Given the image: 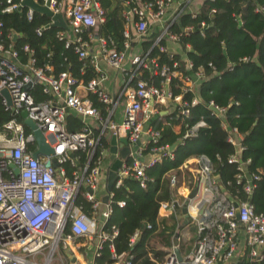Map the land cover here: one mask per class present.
Wrapping results in <instances>:
<instances>
[{"label": "built area", "instance_id": "1", "mask_svg": "<svg viewBox=\"0 0 264 264\" xmlns=\"http://www.w3.org/2000/svg\"><path fill=\"white\" fill-rule=\"evenodd\" d=\"M3 1L5 5L1 12L20 10L21 0ZM33 1L46 6L52 14L60 13L63 20H67L72 38H65L62 31L57 37L65 40V46L73 44L78 59L88 58L93 62L94 56L88 52V42L94 40L104 62L119 70L123 69V62L131 46L128 28L132 27L136 38L142 40L149 35L151 27L157 25L155 27L158 28L149 48L128 56L132 68L122 92V118L116 122L111 119V114L117 102L99 89L100 78L97 75L90 79L84 88L86 92L95 95L99 103L109 107L103 120L90 99L75 91V80L68 73L62 72L52 76L45 73L49 70L48 66L44 69L35 67L31 57L32 50L27 44L19 48L27 53L25 61L22 62L19 49L12 43L18 35L12 31L2 35L0 23V92L5 90L9 98L7 104L0 95L1 106L4 111L22 112L24 119L32 120L52 149L50 156L37 154L33 157L36 146L29 130L25 132L23 126L14 119L0 125V264H77L76 247L71 240L73 235L84 238L86 245L95 242L92 264H97L95 258L101 244L110 241L116 234L115 229H112L111 233L102 230L111 212L110 192L105 204L94 197L104 157L103 147L98 143L99 138L108 132L114 136H124L128 143L134 144L140 141L143 135L147 136L148 160H137L142 157V146L139 143L133 160L130 163L122 162L113 184L118 186L123 178H132L137 181L139 187L145 188L151 181L145 174V168L160 163L163 158L173 159L172 151L168 150L169 146L157 144L160 134L159 130L153 127L152 121L160 120L163 124L166 123L163 116L172 112L163 113L167 103L175 105L179 117L186 118L188 106L199 101L195 96L187 102L182 101L181 94L171 95V79H179L181 93L194 92L203 74L201 69H197L192 75L180 73L176 70V61H172L170 66L162 65L158 68L157 57L149 56V50L155 47L160 53L167 52L171 59L172 53L161 42H176L181 34L187 35L191 30V26H185L179 32L171 30V25L183 12L178 6L172 8L174 0H125L121 49L117 48L111 38L99 35L94 37L92 34V31L105 21L100 0ZM254 10L263 11V7H256ZM24 11L25 19L30 21L35 12L30 8H24ZM210 12L213 13L214 9ZM49 23L50 21L47 24ZM42 28L44 27H37L35 32L39 34ZM83 31L87 32L85 36ZM185 68H191L190 61L185 60ZM142 70H148L151 75H159V85L141 78ZM35 83L42 86L41 91L48 95V99L34 102L27 87ZM206 106L211 114L216 116H222L224 113V108L214 105L211 101L206 103ZM70 111L82 118V125L78 130L69 131L65 126V117ZM86 119L97 123L96 134L91 124L84 122ZM176 127V133H179V126ZM205 127L206 122L199 117L192 125H185L177 142L182 143L186 138L194 136L199 128ZM222 128L227 132L226 142L232 147L226 162L234 165V181L241 185L246 197L236 199L221 189L216 168L205 155L187 157L177 167L178 173L176 170H170L166 174L171 197L169 201L160 203L158 209L168 216L177 214L178 209L182 207L187 224L194 229V240L186 255L179 254L180 260L176 258L172 245L160 261L150 257L153 264H243L244 257L254 262L264 260V211L255 212L249 201L259 174H249L246 169L249 158L241 159V152L244 150L242 135L235 128L229 129L225 123ZM30 144L35 146L33 151L28 148ZM77 151L85 152V160L80 166L77 157L73 156ZM51 159H54L56 167L50 164ZM66 163L77 167L70 176L65 171ZM191 165H194V168H191ZM15 169L17 173L14 172ZM181 184L185 187V192L182 200H179L175 190ZM80 189H83L82 196L91 203L90 216H87L79 205L74 204V198ZM193 189L195 192L189 197ZM117 204L120 207L124 203L119 201ZM101 205L104 207L97 214ZM67 223L70 234H63ZM147 227L149 228V225ZM137 235V231L131 235L130 245L134 243ZM59 242L66 252V258L53 255ZM109 248L111 264H131V256L126 259L123 254L116 255L110 243ZM37 255L43 257L42 263L35 261Z\"/></svg>", "mask_w": 264, "mask_h": 264}, {"label": "trees", "instance_id": "2", "mask_svg": "<svg viewBox=\"0 0 264 264\" xmlns=\"http://www.w3.org/2000/svg\"><path fill=\"white\" fill-rule=\"evenodd\" d=\"M124 1L100 0L105 21L92 31L95 36L114 40L118 49L122 48ZM4 5V1L0 0L2 35L11 31L16 33L18 37L12 41L14 47L19 49L27 44L32 50L31 57L34 59L35 67L44 69L48 66L49 70L45 73L52 76L62 72L68 73L76 83L85 84L96 76L88 58L78 59L73 44L65 46V40L58 39V29L45 28L49 22L47 16L35 12L32 19L27 21L24 8L4 13L1 12ZM256 7H263V11H255ZM211 9H214L213 13L210 12ZM237 17L240 25L237 23ZM40 26L44 28L37 34L35 29ZM185 26H191V30L187 35L181 34L176 43L181 47L186 60L191 62L190 69L185 68V61L178 54H171L169 59L167 52L160 53L154 47L149 50V56L157 57L158 68L162 65L170 66L172 61H176V70L180 73L192 75L197 69H201L203 77L198 81L194 92L181 93L179 89L181 82L177 77L172 78L169 85L171 95L181 94L182 101L190 102L193 96L199 101L188 106L186 118L179 117L175 107L171 114L163 116L165 124L160 120L152 121L153 127L158 129L160 134L157 144L167 146L176 144L172 150L173 159L163 158L160 163L145 168V174L151 178L145 188L139 187L137 181L132 178H123L120 185L112 186L111 212L102 230L111 233L112 229H115L116 234L110 241L101 244L95 258L97 264L112 263L109 243L116 255L123 254L126 259L131 256V264H153L150 257L157 261L162 259L165 252L158 249L157 244L165 247L171 245L172 238L176 237L177 219L174 215H170L168 221L164 218L158 219L157 210L160 203L169 201L171 197L166 174L170 170H176L187 157L205 155L216 168L221 189L236 199L246 197L241 185L234 181V165L226 162L232 147L225 140L227 132L222 128L223 123L229 129L235 128L242 135L241 143L244 150L241 152V159L249 158L250 161L246 165L249 174H259L249 201L255 212L264 211V0H204L193 17L182 12L170 28L174 32H179ZM86 33L83 31V36ZM156 35L157 31L154 30L145 37L144 49L150 47ZM161 43L164 44V41ZM185 45H188V49ZM26 54L19 49L21 61H25ZM140 77L156 86L161 79L159 75H151L148 70H142ZM41 87L35 83L28 90L34 102L48 99V95L41 91ZM89 97L92 105L105 115V105L99 103L95 95ZM209 101L224 108L222 116L211 114L206 106ZM199 117L203 118L207 127L199 128L194 136L186 138L182 143L177 142L185 125H192ZM11 119L20 123L24 131L28 132L23 124L24 114L4 111L0 103V125ZM174 125L179 126V133L173 132ZM80 127L81 124L76 125L75 129L68 126L66 128L75 131ZM98 143L101 147L107 145L102 136ZM148 147L149 145L145 147L143 153L149 152ZM28 148L33 151L35 146L30 144ZM73 156L77 157L79 166L83 164L85 152L77 151ZM76 169V165L65 164L68 176ZM175 172L178 173L177 170ZM82 193L83 189L77 192L74 204L79 205L82 211L90 216L91 203L82 196ZM119 201L124 203L123 206H118ZM136 231L137 238L130 245L129 238ZM63 234H70L68 223ZM71 240L77 249L84 252L86 246L83 244L84 238L73 235ZM57 246L59 254L65 257L62 243L59 242ZM242 263L264 264V260L254 262L244 257Z\"/></svg>", "mask_w": 264, "mask_h": 264}, {"label": "crops", "instance_id": "3", "mask_svg": "<svg viewBox=\"0 0 264 264\" xmlns=\"http://www.w3.org/2000/svg\"><path fill=\"white\" fill-rule=\"evenodd\" d=\"M204 0H201L200 2H194V0H174L173 4H172V8H174V6H178V8H182L184 13H189L191 15H194L198 9L201 6V3ZM50 21V20H49ZM64 22L68 28V31H62L64 32V36L67 39H71L72 38V33L70 31V27L69 24L67 23V20L64 18ZM157 26V25H155ZM151 27V31L148 32V34L150 35L151 32H153L154 30L158 29L157 27ZM57 29V28H56ZM123 29V27H122ZM59 30V29H58ZM95 30V29H94ZM93 30V31H94ZM129 33H130V37H131V46L128 50V53L126 55V59L123 62V69L119 70V69H115L112 68L110 66H108L104 60L102 59L101 54L99 53V49L97 44L95 43L94 40H91L88 42V52L89 54H92L94 56V60L93 62H89V64L92 66L93 71L95 72V74L97 75V77L100 78V82L98 83V87L99 89L105 93L106 95L112 97L113 99L116 100V105L115 108L112 111L111 114V119L113 121H120L122 118V109H123V96H122V92L125 89L126 85H127V81H128V75L130 73V70L132 68V66L129 63L128 60V56H130L131 54H137V53H141L142 51H144V39H137L135 34H134V30L132 29V27L128 28ZM61 30H59L60 32ZM93 34V33H92ZM148 35V36H149ZM93 36L95 37V35L93 34ZM147 36V35H146ZM147 39V38H146ZM164 45L166 47V49L171 52L172 54H178L181 56L182 60H186L183 51L181 50V47L176 43V42H171L168 40L164 41ZM186 47V46H185ZM186 49H188V47H186ZM24 62V61H22ZM97 72V73H96ZM100 75V76H98ZM88 82V81H87ZM86 82V83H87ZM85 83V84H86ZM85 84L82 82H75L74 84V88L75 91L81 95V96H87L88 98L90 96H94L91 93H88L85 91ZM131 85V83H130ZM31 86H28L27 89L29 90ZM97 100V99H96ZM109 107L105 105L104 107V112L105 115H102L101 112L98 110L99 112V116L102 118V120L106 117L107 114V109ZM175 109V105H173L172 103H167L165 105V109L163 111V113L165 111H167L168 113H170L171 111H173ZM141 118H143L142 114L140 115ZM166 116V115H164ZM154 117V116H153ZM156 117V115H155ZM157 118V117H156ZM154 119V118H153ZM82 120V118H81ZM81 120H78L76 116L71 115L70 113L67 114V116L65 117V126L68 128L71 127L72 129L76 128V125L81 124L82 122ZM84 122H88L89 124H91V126L93 127L94 132L97 133L96 129V125L97 123L93 122L91 119H86V121L84 120ZM178 129L176 127V125L173 126V132H176ZM111 134L108 132H105L103 134V138L105 139V141L107 142V145L105 147H103V158L101 161V172H100V176H99V181L98 184L94 190V197L96 200L101 202V199L103 198L104 195L107 194L106 188H105V184H106V174L110 165V161L107 159L108 156V149H109V139H110ZM117 139H122L124 138V136H116ZM147 136L143 135L139 141V143H141L142 146V151H141V156L139 159H141V162H146L149 158V154L148 153H143V151L145 150L146 147V143H147ZM124 145L119 143V141H117V148H116V157H118L119 155V151L121 150V148ZM127 148H128V155L126 157V161H128L127 163H130L133 160V155L135 154V150L133 149L134 146L133 144H130L127 142ZM191 168H194V165H191ZM185 192V187L181 184L179 185V187L175 190V195L179 200H182V196L183 193ZM182 203V201H181ZM103 205H101L98 209V213L99 214L102 209H103ZM178 213L177 214H173L174 217L177 219V223H176V247L177 250L179 252L180 255H186L189 250L191 249L192 243H193V239H194V229L191 225H188L186 222V218H185V214H184V209L182 207H180L178 209ZM168 217H170V215L165 216L163 214V211L161 209L157 210V218H164L165 220L168 221ZM180 221V222H179ZM173 239V238H172ZM85 239L83 240V244L85 245ZM95 242L93 241V244ZM83 244H79L80 246H82ZM93 244H87L85 246V250H84V257L85 259L88 261H84L83 257L78 253L77 248H76V255L78 256V259H75L77 264H92L94 261L93 258ZM172 246V241H171V245L169 247H165L163 245L157 244V248L162 250V251H166L168 248H170ZM76 247V246H75ZM66 254V252H65Z\"/></svg>", "mask_w": 264, "mask_h": 264}, {"label": "water", "instance_id": "4", "mask_svg": "<svg viewBox=\"0 0 264 264\" xmlns=\"http://www.w3.org/2000/svg\"><path fill=\"white\" fill-rule=\"evenodd\" d=\"M22 8H30L32 11L37 12V13H41L45 16H47L50 20V23L45 25V28L48 27H52V28H57L61 31H68V28L61 16L60 13H56V14H52L47 8L46 6H41L38 5L37 3H35L33 0H21L20 2V7L19 9ZM238 25H240V20L237 17L236 18ZM0 95L6 100V103L9 104V98H8V94L5 90H2L0 92ZM211 110H214L213 108H211ZM71 115H74L77 117L78 120H81V116L76 115L74 112L70 111L69 112ZM23 124L27 127V129L31 132L33 139H34V143L36 146L35 151L33 152L32 156H36L37 154H41L45 157L52 155V149L48 146V144L45 142V138L42 134V131L36 126V124L28 119L25 118L23 120ZM117 141H119V143L123 144L124 146L121 148V150L119 151V155L118 157H116V148H117ZM139 145V141H136L133 146H134V150L138 147ZM176 146V144H172L168 147L169 151H172L173 148ZM108 156L107 159L111 162L106 174V184H105V188L107 191V194L103 196V198L101 199V203L105 204L107 202L108 199V193L110 192L114 181L116 179V173L117 170L119 169V167L121 166L122 162H126V157L128 155V148H127V140L126 137L122 138V139H117L116 136L111 135L110 139H109V149H108ZM72 156V155H70ZM139 161H141V159H137ZM50 164L53 167H56V164L54 162V159L50 160ZM15 173H17V170H14ZM195 192V189H193L190 194L189 197H191ZM235 205V204H234ZM237 214V211H236ZM172 245H173V252L176 256V258L178 260H180V255L179 252L177 250L176 247V238L173 237L172 239Z\"/></svg>", "mask_w": 264, "mask_h": 264}, {"label": "rangeland", "instance_id": "5", "mask_svg": "<svg viewBox=\"0 0 264 264\" xmlns=\"http://www.w3.org/2000/svg\"><path fill=\"white\" fill-rule=\"evenodd\" d=\"M200 1H201V0H194V2H200ZM159 29H160V28H159ZM179 222H180V221H179ZM77 251H78V253L83 257L84 261L88 262V261L85 259V257H84V253L82 252V250L77 249ZM64 253H65V252H64ZM53 255H54V256H56V255H60L59 252H58V246H57V249L54 250ZM65 256H66V255H65ZM63 258H66V257L63 256ZM35 261H36L37 263H42V261H43V257L40 256V255H37V256L35 257ZM52 263H53V262H52ZM52 263H51V264H52Z\"/></svg>", "mask_w": 264, "mask_h": 264}]
</instances>
